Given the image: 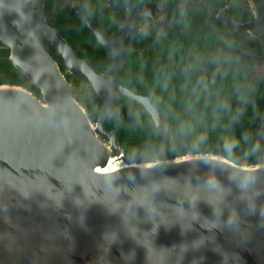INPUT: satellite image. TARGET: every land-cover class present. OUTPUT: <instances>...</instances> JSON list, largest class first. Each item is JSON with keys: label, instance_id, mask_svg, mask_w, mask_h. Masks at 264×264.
<instances>
[{"label": "water", "instance_id": "water-1", "mask_svg": "<svg viewBox=\"0 0 264 264\" xmlns=\"http://www.w3.org/2000/svg\"><path fill=\"white\" fill-rule=\"evenodd\" d=\"M73 7L111 63L97 72L49 23L46 0H0V60L11 62L40 91L0 84V264H264V162L195 153L147 162L124 160L119 125L107 128L121 94L142 105L162 132L164 115L149 95L117 81L128 49L152 10L133 0H108L127 12L121 34L108 38L83 7ZM241 2L246 21L229 12ZM207 8V25L225 24L264 41V0H187ZM67 71L101 100L93 120L74 95ZM224 69L234 55L264 62L235 44L223 46ZM199 80V77H198ZM264 140V118L255 135Z\"/></svg>", "mask_w": 264, "mask_h": 264}, {"label": "trees", "instance_id": "trees-1", "mask_svg": "<svg viewBox=\"0 0 264 264\" xmlns=\"http://www.w3.org/2000/svg\"><path fill=\"white\" fill-rule=\"evenodd\" d=\"M148 6L155 14L151 26L158 37L139 31L125 50L127 65L117 81L136 93L149 95L164 115L165 131L154 124L147 110L118 94L111 105L107 128L119 125V142L124 160L147 162L187 154L214 153L243 163L264 162V140L257 146L264 118V62L249 64L234 55L222 70L203 74L196 81L193 73L166 57H202L204 63H222L221 45L233 43L253 52L264 51L261 38L248 40L225 24L207 25L206 7H182L183 0H133ZM216 9L229 0H211ZM87 16L106 37L120 32L124 12L112 10L107 0H83ZM56 4V5H55ZM78 8L79 4L77 5ZM46 12L54 16L57 27L79 56L88 58L97 72H103L111 58L96 36L80 19L73 7L46 0ZM230 14L248 20L251 9L241 2L232 4ZM51 54L73 84L74 95L96 120L101 100L93 87L81 77L69 73L63 59L52 48ZM9 50L0 48V57ZM161 57V59H160ZM20 84L38 96L41 91L26 75L7 60H0V84ZM197 84V85H196ZM186 87L188 88L186 90Z\"/></svg>", "mask_w": 264, "mask_h": 264}, {"label": "flooded vegetation", "instance_id": "flooded-vegetation-1", "mask_svg": "<svg viewBox=\"0 0 264 264\" xmlns=\"http://www.w3.org/2000/svg\"><path fill=\"white\" fill-rule=\"evenodd\" d=\"M59 3H62L64 4V0H57ZM78 4H79V7H83L85 9V6H86V2L84 3L83 0H77ZM108 1V0H107ZM56 5V4H55ZM198 5H202V4H198ZM181 6L182 7H187L189 5H187V0H183V2H181ZM195 6V5H194ZM204 6V5H202ZM189 7H193V6H189ZM113 10V9H112ZM114 11H122L124 12L123 14V18L122 20L120 21V24H119V28H120V32L117 33V34H114L112 35L111 37L109 38H112V37H116L118 35L121 34V23L123 22V20L126 18L127 16V12L124 11V10H121V9H115ZM86 12V10H85ZM153 12V11H152ZM87 14V13H86ZM155 15V14H154ZM49 17V22L52 24V22L54 21V16H51V14L48 15ZM89 17V16H88ZM207 17H208V11H207V8H206V17H205V21H207ZM90 18V17H89ZM92 19V18H91ZM150 19L151 20H155V19H152L150 17H147L145 15H141V27H140V31L143 32V33H150L152 37H158L156 34H155V28L151 26V22H150ZM246 21V20H244ZM94 22V21H93ZM95 23V22H94ZM207 24V23H206ZM220 25V24H219ZM228 28H231V27H228ZM233 29V28H231ZM242 35H244L248 40L250 41H253L254 38H260V37H254L252 36L251 34H248L247 32H238ZM263 41V40H262ZM226 44H229V43H226ZM233 44V43H232ZM225 45V44H224ZM224 45H221V49H222V52L224 54V58H223V61L222 63L224 62V59H225V53L223 51V46ZM3 49V48H1ZM245 49V48H244ZM248 50V49H247ZM264 52V51H263ZM9 53V52H8ZM161 59V57H160ZM166 61H174L178 66L182 67L183 69H186L188 71H190L191 73H193L194 77L196 78V81H198V77L200 79V77L205 74V73H201V70H204L210 66H213V65H221L222 63H217V62H210V63H204L203 60H202V57L200 56H197V57H189V56H186V57H181V59H178L176 57H166L165 58ZM231 61V60H230ZM247 61V60H246ZM215 70V69H213ZM212 71V70H211ZM200 81V80H199ZM197 85V84H196ZM188 88L186 87V90ZM258 134V133H257Z\"/></svg>", "mask_w": 264, "mask_h": 264}, {"label": "rangeland", "instance_id": "rangeland-1", "mask_svg": "<svg viewBox=\"0 0 264 264\" xmlns=\"http://www.w3.org/2000/svg\"><path fill=\"white\" fill-rule=\"evenodd\" d=\"M76 0H67V2H75Z\"/></svg>", "mask_w": 264, "mask_h": 264}]
</instances>
